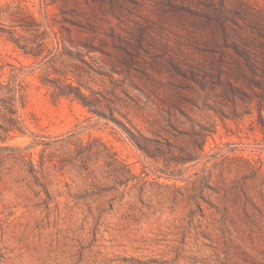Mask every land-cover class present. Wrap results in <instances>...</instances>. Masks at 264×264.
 Instances as JSON below:
<instances>
[{"label":"rangeland","instance_id":"rangeland-1","mask_svg":"<svg viewBox=\"0 0 264 264\" xmlns=\"http://www.w3.org/2000/svg\"><path fill=\"white\" fill-rule=\"evenodd\" d=\"M0 264H264V0H0Z\"/></svg>","mask_w":264,"mask_h":264}]
</instances>
